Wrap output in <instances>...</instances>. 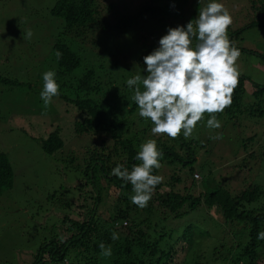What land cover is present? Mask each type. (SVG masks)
<instances>
[{"label":"rangeland","instance_id":"obj_1","mask_svg":"<svg viewBox=\"0 0 264 264\" xmlns=\"http://www.w3.org/2000/svg\"><path fill=\"white\" fill-rule=\"evenodd\" d=\"M107 1L114 2L115 12L122 13L134 11V8L144 0H106L105 7ZM165 1L170 5L175 3V8L182 9L184 15H178L176 18L169 15L168 19L162 20L157 17L154 20L138 23L135 32L138 29H141V34L147 32L146 42L158 41L164 34L166 25L175 27L177 24H185L197 14V0ZM53 2L55 0H0V75L3 78L19 81V84L11 85L0 79V150L7 154L13 169L12 186L0 194V264H30L35 250L42 241L48 240L54 233L61 236L68 235L67 223L62 222L64 216L82 218L86 209L78 205L92 204L94 194L90 189H88L89 196L82 200L76 197L77 191L74 187L84 177L85 160L81 156L94 138L87 134L73 133L74 119L78 117V112L63 96L73 98L80 93L70 87L69 80L74 84L73 80L79 78L87 68L95 69L97 72L93 78L98 85H101L102 91L93 92L91 96L104 102L106 109L113 112L114 106L118 108L123 103L130 102L128 100L131 91L126 86V80L133 74L139 73L141 69L136 65V62H140L136 51L138 47L135 48L136 44L133 43L131 35H115L108 40L97 31H90V37L93 36L98 44L83 46L85 50L80 52L81 65L64 78L56 76L57 83L60 84V94L54 97L45 109L39 95L43 85L42 73L57 70L50 47L59 36L60 30L59 18L49 14ZM207 2L208 0H203V3ZM222 2L233 17L230 28L241 26L249 19L248 0H222ZM28 29L33 32L31 39L22 38V32ZM231 40L239 49L244 47L253 51L246 49H244L246 52L241 51L237 61L240 74H246L256 82H263L264 68L259 69L257 53L264 54V28L257 26L245 28L241 39ZM153 45H157V42ZM106 50L111 52L106 53ZM109 53L113 54V58L107 56ZM141 54L142 52L139 51L140 56ZM114 61L116 64L113 63ZM245 87L249 96L252 91L249 82ZM123 89L125 95L121 97ZM117 93L120 95H116ZM136 114L138 115V109ZM228 117L229 115L223 112L218 116L222 127L210 130L205 127L208 119L205 114L204 120L197 125L193 136L189 138L196 144L194 149L198 170H195L197 174H194V177L203 182L209 180L214 184L219 183L232 193L252 183L264 185V147L261 148L264 142V116H247L243 120L240 118L236 126L228 121ZM135 124H138L137 128L140 130L146 126L140 122ZM56 128L64 141L62 149L65 152L59 151L51 157L43 151L41 140ZM150 128L147 129L144 140L146 136L151 135ZM219 133L223 134L222 139H210L211 136ZM253 134L256 136L254 141L244 147L242 142L247 141L246 138ZM162 136L166 138L165 135ZM177 151L183 152L179 148ZM252 151L254 155L251 157L249 155ZM71 155L75 157L73 163L67 161L68 156ZM178 166L162 165L159 174L164 179H169L175 170L178 175L185 177L187 169L180 173ZM201 181L197 182L199 186L195 189L196 195L203 190ZM189 183L190 178L185 177L184 181L176 186L182 192L183 189L185 190L184 185ZM116 194L114 192L113 199ZM60 195L69 200L70 207L55 204ZM152 197L155 195L152 194ZM154 207H157V201H154ZM99 210L102 216H106L104 208L100 207ZM194 215L195 213L179 221L169 220L167 224L177 229L180 234L186 223L197 219ZM150 219L149 230L146 226L147 222L143 223L142 227L152 234L153 229L158 230L161 223L156 221L158 218L155 215ZM200 224L205 225L210 231L209 236L196 240V253L202 255L199 259L200 264H226L229 258L223 257L224 252L213 258H209V253L215 246L221 249L222 245L230 246L235 243L231 240L229 228L225 229L228 235L224 239L225 232L221 230L222 226L211 227L210 222L205 220ZM237 227L238 225H234L233 228ZM171 234L169 242L174 243L176 240L178 257H184L182 260L193 264L191 263L193 252H189L188 256L185 255L187 249H182L183 241L173 230ZM220 257L224 259L220 260ZM261 259L263 260L259 264H264V258Z\"/></svg>","mask_w":264,"mask_h":264},{"label":"trees","instance_id":"obj_2","mask_svg":"<svg viewBox=\"0 0 264 264\" xmlns=\"http://www.w3.org/2000/svg\"><path fill=\"white\" fill-rule=\"evenodd\" d=\"M248 1L249 19L245 20L241 26L229 27L230 39H241L245 28L254 26L264 28V0ZM105 2L106 0H55L53 2L49 14L59 18L58 28H60L59 36L50 47L54 56L53 60L57 64L56 76L64 78L81 65L80 52L85 50L83 46L98 44L93 36L90 37V31L93 30L106 36L105 39L108 40L115 35H131L133 43L136 44L135 48L138 47L136 51H138L140 62H136V65L141 67L139 73L143 74L142 57L157 46L153 45L157 41L146 42L147 32L141 34V29L137 30L138 33L135 32L136 25L157 17L162 20L168 19L169 15L175 18L178 15H184L182 9L171 8L165 0H144L134 8V11L122 13L115 12L114 2L107 1L106 7ZM108 13L111 14L110 17L107 16ZM102 47L104 49V46ZM244 49L246 48L242 47L240 51L246 52ZM57 50L63 54L59 61L55 55ZM139 51L142 52L141 56ZM107 52L111 51L106 50ZM107 56L111 58L113 54L109 53ZM257 57L259 69L264 68V54L257 53ZM113 63L116 64V61ZM96 72L93 68H87L79 78L73 80L74 84L69 80L70 87L80 95L73 98L63 96L67 103H71L70 106L78 112V117L74 119L73 133L87 134L94 138L81 156L85 160L84 177L74 186L77 191L76 197L82 200L89 196L88 189H90V192L94 194L92 204L91 206L81 203L78 205L86 209L82 218L64 216L62 222L67 223L68 235L61 236L54 233L48 240L42 241L35 250L30 264H189V261L182 260L184 257H178L176 240L174 243L169 242L172 230L183 241L182 249H187L185 255L188 256L189 252H193L191 263L200 264L199 259L202 255L196 253V240L210 234L206 226L200 224L204 220L210 222L211 227L222 226L221 230L225 232L224 239L228 235L225 229L229 228L231 240L235 241L230 246L222 245L221 249L215 246L209 253V258L217 257L224 252L223 257L229 258L226 264H259L263 260L261 258H264V241L257 239V233L264 231V185L252 183L232 193L219 183L197 180L194 177L197 156L193 139L187 140L181 135L175 142L166 135V138L162 135L152 137L157 140L158 147L164 154L161 159L162 165L170 167L179 165L180 173L187 169L185 177L190 178V183L184 185L185 190L181 192L176 184L182 183L185 177L178 175L174 170L169 179H163V182L156 186L153 192L155 197H152L147 207L139 208L131 203L128 198L132 192L131 184L124 185L120 179L110 175V172L117 164H124L131 170L134 163H139L135 160V154L151 124L147 125L136 114V105L131 100L132 92L128 100L130 102H125L118 108L114 106L113 112L106 109L104 102L92 97L93 92L102 91L101 85H98L93 78ZM0 79L11 85L19 84V81L3 78L1 75ZM247 82L252 90L249 96L245 87ZM124 89L121 97L125 95ZM224 113L229 115L228 121L234 126L240 118L243 120L247 116L263 117L264 81L259 83L246 74H240L232 105L226 108ZM138 122L146 126L140 130L137 128L138 124H135ZM255 137L254 134L249 136L242 145L247 147ZM41 146L45 154L51 157L59 151L65 152L62 149L64 141L59 135L58 128L41 140ZM263 147L264 142L261 148ZM177 148L183 152L177 151ZM250 154L249 156L252 157L253 151ZM74 158L73 155L68 156L67 161L73 163ZM159 171L160 169L154 170V174L160 175ZM208 174H210L209 171ZM198 181L203 182V190L196 195L194 192L199 186ZM12 184L11 163L7 154L0 150V194ZM114 192L117 194L113 199ZM68 201L60 195L55 204L70 207ZM154 201H157V207H154ZM100 207L106 210V216L100 214ZM194 213L197 219L186 223L180 234L177 229L167 224L169 220H183ZM152 215L158 218L156 221L160 222L161 226L158 230L154 228L153 233L150 234L142 226L147 222L146 226L149 230ZM234 225L238 227L233 228ZM113 231L120 234V238L116 241L111 239ZM101 241L112 246L111 257L100 255L98 244Z\"/></svg>","mask_w":264,"mask_h":264},{"label":"clouds","instance_id":"obj_3","mask_svg":"<svg viewBox=\"0 0 264 264\" xmlns=\"http://www.w3.org/2000/svg\"><path fill=\"white\" fill-rule=\"evenodd\" d=\"M197 3L194 18L175 27L166 26L157 46L142 57L143 74L137 73L126 80L139 117L151 124V135L138 145L135 160L139 163H134L131 170L124 164H117L110 175L124 185L131 184L128 198L139 208L147 207L156 186L164 179L154 174V170L162 167L164 154L152 137L166 135L176 140L182 135L189 139L205 114L208 116L205 127L220 129L222 123L218 114L232 105L239 83L237 61L241 51L228 35L232 14L222 0H208L207 3L197 0ZM171 7L175 9V3ZM32 35L31 29L22 32L24 39H31ZM55 55L59 61L63 54L57 50ZM56 75L54 70L42 73L39 95L45 109L60 94ZM222 138V133L210 137L213 140ZM119 238L117 231L111 233L113 241ZM257 239L264 241V231L257 233ZM98 248L102 257L113 254L112 246L103 241Z\"/></svg>","mask_w":264,"mask_h":264},{"label":"built area","instance_id":"obj_4","mask_svg":"<svg viewBox=\"0 0 264 264\" xmlns=\"http://www.w3.org/2000/svg\"><path fill=\"white\" fill-rule=\"evenodd\" d=\"M197 174V173H196ZM196 176H198V175H196ZM124 224H126V222H124Z\"/></svg>","mask_w":264,"mask_h":264}]
</instances>
